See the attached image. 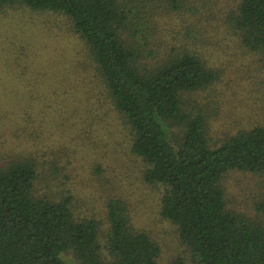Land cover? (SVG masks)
<instances>
[{"label":"trees","instance_id":"trees-1","mask_svg":"<svg viewBox=\"0 0 264 264\" xmlns=\"http://www.w3.org/2000/svg\"><path fill=\"white\" fill-rule=\"evenodd\" d=\"M140 1L0 0V8L17 5L71 21L81 46L74 68L85 74V96L104 89L129 124L130 150L147 165L143 180L162 187L161 216L177 228L191 264H264V223L230 211L222 186L231 170L264 173V126L212 143L210 118L188 98L212 85L216 70L193 49L155 61L147 41V50L135 44L130 17ZM230 19L241 45L264 54V0H241ZM168 126L181 129L177 138ZM34 153L31 147L0 166V264H157L161 244L131 227L119 198L107 203L109 244L101 254L100 223L77 215L71 189L55 190L58 198L38 192ZM258 209L264 214V204ZM69 252L76 262L65 258Z\"/></svg>","mask_w":264,"mask_h":264},{"label":"rangeland","instance_id":"rangeland-1","mask_svg":"<svg viewBox=\"0 0 264 264\" xmlns=\"http://www.w3.org/2000/svg\"><path fill=\"white\" fill-rule=\"evenodd\" d=\"M240 2L141 0L130 17L135 44L147 50V41L155 61L188 48L216 70L212 85L187 96L194 111L210 118L212 143L264 126V54L248 50L235 34L230 17ZM74 32L63 15L0 8V166L32 147L39 158L38 192L58 198L55 190L71 189L77 215L100 223L101 254L109 244L107 203L119 198L131 227L148 231L161 244L157 264L178 258L191 264L177 228L161 216L162 187L143 180L147 165L130 150L129 124L104 89L90 90L85 102V74L74 68L81 48ZM168 128L172 139L181 132ZM222 186L230 211L264 223L258 209L264 204V173L231 170ZM65 258L76 262L70 252Z\"/></svg>","mask_w":264,"mask_h":264}]
</instances>
